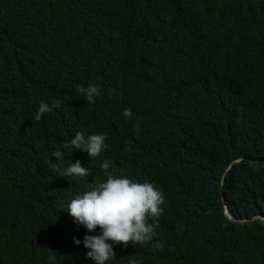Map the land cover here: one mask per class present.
Wrapping results in <instances>:
<instances>
[{"label":"trees","instance_id":"obj_1","mask_svg":"<svg viewBox=\"0 0 264 264\" xmlns=\"http://www.w3.org/2000/svg\"><path fill=\"white\" fill-rule=\"evenodd\" d=\"M91 84L94 104L76 91ZM41 101L61 107L35 122ZM97 118L112 145L131 146L136 182L165 199L153 241L113 245L108 264H264V219H254L264 215V0H0L4 262L38 264L26 252L54 223L65 231L49 262L95 264L73 244L99 228L70 235L80 225L65 211L94 183L49 165L94 163L75 148L60 149L62 163L53 152L98 132ZM222 195L249 220L229 219Z\"/></svg>","mask_w":264,"mask_h":264},{"label":"clouds","instance_id":"obj_2","mask_svg":"<svg viewBox=\"0 0 264 264\" xmlns=\"http://www.w3.org/2000/svg\"><path fill=\"white\" fill-rule=\"evenodd\" d=\"M76 91L89 104H94L96 98L101 95L100 86L96 84L87 87L78 86ZM115 92L116 89L109 90L110 95H114ZM60 107L59 101L51 106L41 101L34 121H40L46 113ZM123 115L125 118H130L132 110L124 107ZM97 119L92 126L98 132H76L72 139L66 140L53 152V156L62 163L65 154L60 149L75 148L86 152L89 155L88 158H95L94 163L84 167L77 160L63 169L58 166L60 163L50 162L49 166L54 173L58 174L57 177L91 178L94 183L91 190L69 199L65 211L73 218L74 223L80 225L71 224L73 229H71L70 235H75L84 228L88 230V233L95 232L99 228V234L85 235L83 244H80L79 239H76L72 244L80 247L85 257L86 249H88L87 257L95 261V264H108L110 260L116 259L113 245H123L126 248L129 243L136 246L146 245L153 241L159 218L164 213L162 205L165 203V199L163 193L153 183L136 182L138 176L134 174L137 169L132 152L129 150L131 146H127V144L112 145L113 131L109 123L101 118ZM241 160L242 158H237L229 166L234 161L240 162ZM224 174L222 185L227 177L226 174L224 179ZM222 200L226 216V208H228L229 213L239 220H232L227 216L229 219L240 222L249 220L236 218L231 213L224 195H222ZM257 216H263L259 218L264 219L263 214ZM255 217L254 219H256ZM56 225L52 223L49 226L50 234H47V229H42L38 237L42 236L26 252L28 256H33L38 264H51L47 259V254L53 251L54 247L57 249L60 245L65 230L61 229L58 224ZM155 247L162 248L163 244L158 241ZM4 260L6 259L0 256V264H8ZM120 264L122 263L120 262ZM129 264H138V262L131 259Z\"/></svg>","mask_w":264,"mask_h":264},{"label":"water","instance_id":"obj_3","mask_svg":"<svg viewBox=\"0 0 264 264\" xmlns=\"http://www.w3.org/2000/svg\"><path fill=\"white\" fill-rule=\"evenodd\" d=\"M235 162H236V161H234L232 164H234ZM232 164L229 166V168H228L227 171L225 172V174H224V179H225V177H226V174H227L228 170L231 168ZM226 213H227V216H228L229 218H231L232 220H239V219H235V218L229 213L228 208H226ZM259 217H263V216H256L255 218H259Z\"/></svg>","mask_w":264,"mask_h":264}]
</instances>
